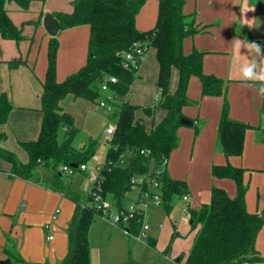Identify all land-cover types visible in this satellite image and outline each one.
I'll return each instance as SVG.
<instances>
[{
  "label": "crops",
  "instance_id": "obj_1",
  "mask_svg": "<svg viewBox=\"0 0 264 264\" xmlns=\"http://www.w3.org/2000/svg\"><path fill=\"white\" fill-rule=\"evenodd\" d=\"M159 1L145 0L136 17L138 29L144 31L154 27ZM6 8L13 23L22 29L24 37L16 41L0 35V95L6 93L12 104L7 120L0 122V132L5 134L0 146L26 162L28 154L20 142L38 138L43 118L42 81L47 71V51L51 37L44 26V17L47 13L71 12L73 7L72 0H30L27 8L11 0L7 2ZM183 10L186 14H195V22L202 28L184 40L185 53L191 52L193 48L204 51V72L224 79L227 84L230 117L248 123L251 127L245 133L243 153L227 157L216 146L223 96L202 95L199 77L190 78L187 94L198 102L184 106L183 114L194 123L202 122L199 124L200 131L196 135L194 124L179 127V145L171 152L165 166L171 178L187 182L188 201L175 197L170 211L153 203H149L144 210V220L146 217L151 219L154 214L158 216L156 221H152L147 238L144 239L146 245L162 253L168 264H185L194 242L197 229L191 227L189 209H199L208 203L213 186L225 189L231 197L237 194V186L232 178L212 174L214 164L231 163L244 168L247 209L257 212L264 207V93L260 92L264 81L243 79L240 68L251 61L253 53L244 47L237 50L234 43L236 39L255 42L264 52V0H186ZM89 35L90 27L85 24L59 30V81L86 63ZM256 59L259 71L264 67V57ZM19 60L16 66L10 65V62ZM158 73L156 51L149 46L140 62L139 76L131 84L125 100L144 107L154 106L159 95ZM177 82L178 71L173 69L171 90L176 88ZM61 106L72 114L75 126L80 129L79 122L83 124L99 104L84 98L74 99L69 95L61 101ZM165 113L162 107H156L153 114H146L141 109L136 112L147 129L159 122ZM107 150L108 145L102 146L95 157L97 161L93 162L103 164ZM10 169L11 163L0 157V261L10 260L6 264H61L69 248L68 225L75 203L62 192L50 188L48 182L52 180L51 172L43 178L37 173L40 178L37 182L14 177ZM134 195H129L126 202L129 203ZM87 196H82L83 200ZM56 210L57 217L53 219ZM94 224L95 218L89 230V244ZM112 231L119 232L116 228ZM173 233L176 236L169 253L165 254L164 250L171 242ZM128 237L133 238L129 234ZM129 247L128 256L133 264L147 263L142 260L151 258L145 255L143 249ZM256 248L264 257V227L258 233ZM16 255L25 262L17 261ZM180 255L184 257L177 262ZM151 261L153 259L148 262ZM91 264L103 263L101 260H91ZM245 264H264V261Z\"/></svg>",
  "mask_w": 264,
  "mask_h": 264
},
{
  "label": "trees",
  "instance_id": "obj_2",
  "mask_svg": "<svg viewBox=\"0 0 264 264\" xmlns=\"http://www.w3.org/2000/svg\"><path fill=\"white\" fill-rule=\"evenodd\" d=\"M11 0H0V35L3 38L20 41L22 29L10 18L6 4ZM27 8L30 0H15ZM145 0H72L71 12H54L60 29L88 25V57L86 63L64 80L57 79L58 34L51 35L47 51V71L42 81L41 109L43 118L37 139L22 141L20 144L28 154L26 162L20 161L10 150L0 146V157L11 163L10 173L14 177L39 181V165L48 167L52 180L50 188L62 192L75 203V209L68 225L69 248L61 264H91L89 230L98 213L92 205L91 197L83 200L65 182L59 165L89 162L98 145L96 139L88 144L75 146L73 141L80 130L75 126L72 114L63 110L61 101L71 95L74 99L84 98L99 104L106 92L101 86L109 76L117 82L109 85L108 92L115 97L117 121L115 131L107 141L108 150L101 168V189L114 204L124 206L132 191L134 179L142 174L153 175L157 169L166 166L171 152L179 145L178 129L182 126L183 107L197 103L192 100L187 89L190 78L199 77L202 95L223 96L221 115L218 124V149L227 157L240 156L244 150L246 130L250 124L233 119L229 115V102L226 96L227 84L224 79L207 74L203 70L204 51L193 48L185 53L184 40L202 30L195 22V14L183 10L186 0H160L156 23L149 30L136 26V17ZM59 33V32H58ZM135 43L152 46L159 63L157 84L159 95L154 106H140L125 100L133 81L139 76L140 65L127 61L125 53L133 51ZM145 50V52H146ZM19 61L10 62L16 66ZM173 69L178 71V82L170 89ZM107 98V97H106ZM156 107L165 109V116L147 129L145 122L137 117V110L153 114ZM12 108L6 93L0 95V122H5ZM202 122L194 123L196 135ZM63 129V139L59 141V131ZM5 134L0 132V140ZM127 157L128 163L121 164ZM73 170H78L79 167ZM62 173V177L59 175ZM245 169L231 163L214 164L212 174L216 177L232 178L237 186L235 197L228 195L223 188L213 186L211 199L199 209H189L191 227L197 229L194 242L186 256L185 264H245L264 261L256 248V239L264 227V207L257 212L247 209L244 181ZM162 206L166 211L172 208L175 197L187 193L185 180L171 178L164 168L158 177ZM142 220L135 218L129 224L131 233H138ZM165 248L168 254L172 240ZM154 246V243L151 242ZM180 255L176 261L183 259ZM17 261L25 260L16 255ZM126 264H133L128 261ZM147 264V263H139Z\"/></svg>",
  "mask_w": 264,
  "mask_h": 264
},
{
  "label": "rangeland",
  "instance_id": "obj_3",
  "mask_svg": "<svg viewBox=\"0 0 264 264\" xmlns=\"http://www.w3.org/2000/svg\"><path fill=\"white\" fill-rule=\"evenodd\" d=\"M117 107L114 106L111 112L106 109L96 106L94 112H91L83 122L80 124V130L78 131L73 144L75 146H80L82 143L88 144L91 139H97V147L95 154L90 158V162L97 161L96 155L99 154L102 146H107L106 141L110 139V134L106 133L105 128L110 125H115L117 121ZM63 139V129L59 131V141ZM128 163V158L124 157L121 160L122 165ZM59 170L61 165H59ZM37 173L43 178L46 175L50 174V169L44 165H39L37 168ZM64 182L73 190L79 193L81 196H86L89 193L87 184L84 182V174L79 170H73L70 175L65 174ZM88 192V193H87ZM135 194V191H130L129 195L132 196ZM111 202V211L117 213L119 207H117L111 198H108ZM86 200V199H85ZM126 202L124 204L127 205ZM157 214L151 219L146 217L145 223L151 228L152 221H156ZM116 228L119 230L118 233H113V229ZM149 231V230H148ZM147 231V232H148ZM156 232V231H155ZM133 238L128 237L127 231L121 227L115 226L108 219L104 218L100 213L95 215V224L92 228L91 237H90V249H91V260L100 261L103 264H126L129 260L128 256V247L133 249L136 246L138 249H143L146 251V256L151 258H144L142 262H147V264H168L167 259L162 253H159L157 249H154L150 246H147V241L144 239H137L134 235ZM146 239V238H145ZM140 241V242H138ZM151 262H148L152 260ZM153 262V263H152ZM18 264V263H13Z\"/></svg>",
  "mask_w": 264,
  "mask_h": 264
},
{
  "label": "built area",
  "instance_id": "obj_4",
  "mask_svg": "<svg viewBox=\"0 0 264 264\" xmlns=\"http://www.w3.org/2000/svg\"><path fill=\"white\" fill-rule=\"evenodd\" d=\"M134 47L135 48L133 51H127L125 53V57L127 61L132 62L133 64H138L145 55L146 47L141 45L140 43H135ZM116 82L117 78L115 76H109L101 86L102 92H107L109 90L110 83L114 84ZM106 97H102L100 99L99 106L111 112L114 106H116L115 97L112 93H108ZM114 131L115 125H110L106 129V133L110 135L113 134ZM163 166L162 168L157 169L153 175L142 174L134 179L132 187V190L135 191L134 198H132L127 205L119 208L117 213H113L111 211V202L108 199L109 197L105 196L101 189L102 164L98 162H86L80 164L78 166V170L83 172L85 176L84 182L89 188L88 196L92 198V205L96 208L97 212L100 213L104 218L112 222L115 226L121 227L126 230L127 234L131 236L134 235L135 237H137V239H145L147 238V231L150 229V227L144 222V210L149 203H153L156 206L162 205V197L158 189L160 186L158 177L163 175V171L165 168H163ZM60 170L63 173L70 175L73 171V168L72 166L62 164ZM182 200L184 202H187L188 194H184L182 196ZM57 212L58 210H56L55 214L53 215V219L57 217ZM137 217H140V219L142 220V225L140 232L138 234H133L128 229V227L131 221ZM49 237L52 238L53 236Z\"/></svg>",
  "mask_w": 264,
  "mask_h": 264
},
{
  "label": "clouds",
  "instance_id": "obj_5",
  "mask_svg": "<svg viewBox=\"0 0 264 264\" xmlns=\"http://www.w3.org/2000/svg\"><path fill=\"white\" fill-rule=\"evenodd\" d=\"M250 10H254V8ZM234 43L237 50L244 47L253 53L251 61L242 65L240 68L243 79L245 81H264V67H261L260 70L257 71L258 60L256 58L264 57V52L261 51V46L255 42L249 43L239 39H236ZM260 92L264 93V87H261Z\"/></svg>",
  "mask_w": 264,
  "mask_h": 264
},
{
  "label": "water",
  "instance_id": "obj_6",
  "mask_svg": "<svg viewBox=\"0 0 264 264\" xmlns=\"http://www.w3.org/2000/svg\"><path fill=\"white\" fill-rule=\"evenodd\" d=\"M44 26L47 30V32L50 35H57L60 29V24L57 21V19L55 18V16L53 15V13H47L44 17ZM182 125H193L194 122L188 118H182L181 120ZM72 167L77 168L78 164H71ZM61 177L63 176L62 173L60 172L59 174ZM1 264H6V263H10V260H3L0 261Z\"/></svg>",
  "mask_w": 264,
  "mask_h": 264
}]
</instances>
